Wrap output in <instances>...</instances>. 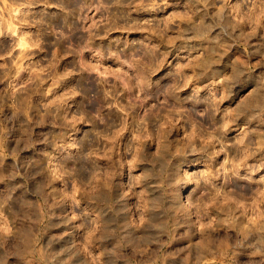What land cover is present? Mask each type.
I'll return each mask as SVG.
<instances>
[{"label":"clouds","instance_id":"1","mask_svg":"<svg viewBox=\"0 0 264 264\" xmlns=\"http://www.w3.org/2000/svg\"><path fill=\"white\" fill-rule=\"evenodd\" d=\"M65 3L0 0V264H264V0Z\"/></svg>","mask_w":264,"mask_h":264},{"label":"rangeland","instance_id":"2","mask_svg":"<svg viewBox=\"0 0 264 264\" xmlns=\"http://www.w3.org/2000/svg\"><path fill=\"white\" fill-rule=\"evenodd\" d=\"M235 2V0H233ZM88 3H91V0H88ZM173 8L168 11H174V12H184L185 9L189 5V0H172ZM84 0H66L65 8L67 11H61L60 9H52L51 11L57 13L59 17H66L69 21V23L75 22V24L83 26V21L79 19L81 15H83L85 18L95 17L96 19L101 18V13L97 11L95 7L92 8L91 11L88 10L87 7H83ZM83 7V12L80 11V9ZM168 11H159V12H153V11H137L132 13V18L136 21H143L144 19H155L159 21L162 17L168 15ZM89 23H91V19L88 20ZM178 23L181 25V27H184L188 33H191L195 36H206L208 33L213 31H218V35L216 36V40H221L222 38H227L228 40L233 42V48L231 51H235L236 48H243L242 42L239 40V34L236 33L233 34V31L231 27L223 20V18H213L212 23L209 24L207 20H205L203 23L199 22L196 15H189V19L185 20L182 16ZM11 27V25H9ZM35 31V29H33ZM115 35H123V37L134 44H137L138 46H160L158 44V41L160 37L157 36H151L149 37L147 33L142 32H132V33H123V34H113ZM111 38V37H110ZM255 43V40H253L249 44V52H251L252 44ZM179 46V44H177ZM161 47V51L164 50L163 46ZM209 56H211V53H208ZM231 54V53H230ZM179 57L175 56V53L173 55H170L168 57V62L165 64V68H167L168 63H175L176 60ZM62 63H66V61H63ZM259 89H264V77H261V81L259 84ZM264 115V113H258L257 116ZM255 118V117H254ZM244 127L249 128L250 131H256V132H264V127H257L255 124H252L251 126L245 125ZM6 163V162H5Z\"/></svg>","mask_w":264,"mask_h":264}]
</instances>
